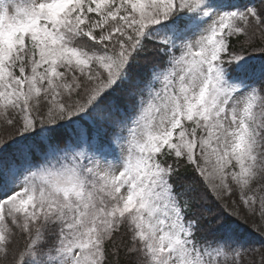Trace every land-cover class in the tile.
Masks as SVG:
<instances>
[{
	"label": "snow or ice",
	"instance_id": "1",
	"mask_svg": "<svg viewBox=\"0 0 264 264\" xmlns=\"http://www.w3.org/2000/svg\"><path fill=\"white\" fill-rule=\"evenodd\" d=\"M0 264H264V0H0Z\"/></svg>",
	"mask_w": 264,
	"mask_h": 264
},
{
	"label": "trees",
	"instance_id": "2",
	"mask_svg": "<svg viewBox=\"0 0 264 264\" xmlns=\"http://www.w3.org/2000/svg\"><path fill=\"white\" fill-rule=\"evenodd\" d=\"M250 239H255V237H254V236H253V237H250ZM254 246H255L256 248H259V247H260V245H259L258 242L255 243ZM256 258H257V260H259V256H257Z\"/></svg>",
	"mask_w": 264,
	"mask_h": 264
}]
</instances>
